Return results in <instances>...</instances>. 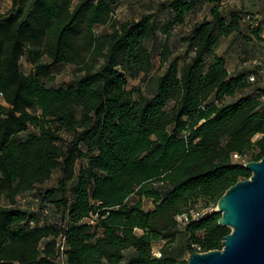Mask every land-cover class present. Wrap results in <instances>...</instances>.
Returning a JSON list of instances; mask_svg holds the SVG:
<instances>
[{
	"label": "trees",
	"instance_id": "1",
	"mask_svg": "<svg viewBox=\"0 0 264 264\" xmlns=\"http://www.w3.org/2000/svg\"><path fill=\"white\" fill-rule=\"evenodd\" d=\"M118 1L12 0L0 13V195L8 199L0 202V264L187 263L177 256L183 247L172 250L181 234L193 253L222 248L231 232L217 209L186 224L178 216L216 207L229 187L252 175L245 163L264 156L260 71L252 73L256 81L233 74L217 52L222 37L250 39L243 16L228 15L224 0H169L162 7L171 18L163 23L154 12L119 21ZM205 4L210 15L175 53L172 30ZM252 32L263 38L261 25ZM160 33L166 71L151 94L130 89L131 78L152 72L149 42ZM58 63L72 64L75 76L48 85ZM247 86L249 94L226 101ZM57 170L58 183L43 189ZM35 190L36 208L18 205L20 194ZM52 210L66 221L51 220ZM160 239L167 243L158 256Z\"/></svg>",
	"mask_w": 264,
	"mask_h": 264
},
{
	"label": "rangeland",
	"instance_id": "2",
	"mask_svg": "<svg viewBox=\"0 0 264 264\" xmlns=\"http://www.w3.org/2000/svg\"><path fill=\"white\" fill-rule=\"evenodd\" d=\"M169 0H119L115 4L114 17L119 21L140 19L145 12H154L156 14V19L159 23L171 18V10L168 8H163L162 3H166ZM12 5V0H0V13L6 12ZM223 10L230 15L233 10H239L243 16V30L250 39H246L242 33L233 34L231 36L222 37L220 45L217 52L225 55L228 59V66L230 71L234 74L236 72H244L251 75L254 71L262 70L264 67V0H224ZM210 15V4H205L200 9L192 12L188 15L186 21L182 24H177L172 30L170 37L171 45L175 53H182L185 51L186 42L184 37L189 34L195 23L201 20L204 16ZM262 26V39L256 37L252 32L254 27ZM108 26V25H107ZM105 28V25H99L97 27L98 31ZM165 34L160 33L159 36L150 41L149 45L154 52V68L150 75L144 78V74H141L137 78H131L128 84L130 89L141 88L144 92L151 94L154 89V81L156 77L163 74L167 69V63L163 64L161 62V50L163 42L165 41ZM45 59H47L45 57ZM22 66L25 71H30L32 68V63L29 61L28 56L25 55L22 58ZM75 67L68 63H58L53 67V71L48 78H46V83L48 85L62 86L66 85L75 76ZM259 86L264 87V72L260 71L258 75ZM252 87L247 86L240 89L236 95L227 97L226 101L236 100L244 95L251 92ZM138 95V94H136ZM0 100L3 101L0 95ZM35 130L32 127L30 130L26 131L28 134L30 131ZM65 137H69L67 132H64ZM235 160H239L240 157H234ZM248 160V159H247ZM60 175V170L54 173L53 178L46 184L42 186L43 189L49 188L58 183V178ZM37 191H33L27 194H20L18 196V205L25 207H37ZM132 200H136V195L131 197ZM1 203H8V199L4 195H0ZM144 206L146 208H153L154 201L151 198L143 199ZM205 204L204 199H200L198 205ZM218 206V205H217ZM53 206L51 205V208ZM52 214L49 216L53 221H66L62 211H51ZM88 220V219H87ZM167 240L160 239L155 242L153 247L155 249H161ZM179 247H183L184 251L178 252L177 256L179 260H189L192 252L186 248V240L183 234L178 238L172 250Z\"/></svg>",
	"mask_w": 264,
	"mask_h": 264
},
{
	"label": "water",
	"instance_id": "3",
	"mask_svg": "<svg viewBox=\"0 0 264 264\" xmlns=\"http://www.w3.org/2000/svg\"><path fill=\"white\" fill-rule=\"evenodd\" d=\"M245 166L252 175L229 187L218 201L220 223L231 227L223 247L195 251L187 263L177 264H264V156Z\"/></svg>",
	"mask_w": 264,
	"mask_h": 264
},
{
	"label": "built area",
	"instance_id": "4",
	"mask_svg": "<svg viewBox=\"0 0 264 264\" xmlns=\"http://www.w3.org/2000/svg\"><path fill=\"white\" fill-rule=\"evenodd\" d=\"M264 72V68L262 70H259ZM250 79L252 81H256L257 79V75L251 74L250 75ZM235 157H239V154H235ZM218 208V206H214V207H201V208H197V209H193L191 210L190 213H184L178 216V219L181 223L186 224L187 222H189L192 219H199L200 217H202L205 213L212 211V210H216ZM58 247H59V251H60V256L62 259H64L65 255H66V249H67V238L65 234H61L58 238ZM155 254L160 256L161 255V251L156 249L155 250Z\"/></svg>",
	"mask_w": 264,
	"mask_h": 264
},
{
	"label": "crops",
	"instance_id": "5",
	"mask_svg": "<svg viewBox=\"0 0 264 264\" xmlns=\"http://www.w3.org/2000/svg\"><path fill=\"white\" fill-rule=\"evenodd\" d=\"M33 207V206H32ZM36 208V207H35Z\"/></svg>",
	"mask_w": 264,
	"mask_h": 264
}]
</instances>
